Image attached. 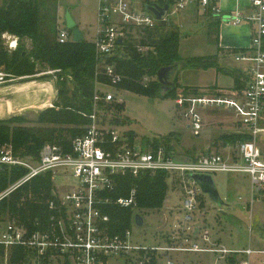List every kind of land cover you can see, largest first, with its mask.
Returning a JSON list of instances; mask_svg holds the SVG:
<instances>
[{
	"label": "built area",
	"instance_id": "1",
	"mask_svg": "<svg viewBox=\"0 0 264 264\" xmlns=\"http://www.w3.org/2000/svg\"><path fill=\"white\" fill-rule=\"evenodd\" d=\"M217 1L99 0L98 29L93 42L96 52L103 60L113 57L121 45L119 40H124L128 33L156 28L161 22L148 7L167 5L169 12L163 23H170L172 16L192 4L211 8L215 14L222 15ZM249 7V14L238 9L228 22L232 26L243 23L254 26L250 47L233 54L237 62L245 65V89L221 91L220 95L179 94L175 103L183 111L187 127L195 137L206 129L201 110L224 108L232 110L238 119L235 132L253 139L235 148H225V153L214 152L195 159L181 158L174 150L168 151L162 146L154 149L151 144L130 145L127 135H121L110 121L106 122L101 107V103L120 102L103 89L110 86L97 85L94 113L89 117L92 122L83 136L72 141L70 149L47 143L34 158L21 156L12 144L0 145V171L25 173L0 192V203L40 176L50 174L54 185L52 197L47 201L49 215L46 219H28L25 223L9 217L0 219V246L6 251L5 264L9 252L16 247L29 252V264H107L110 259H123L126 264H153L154 257L169 258L173 252L213 254L214 264H228L231 256H237L238 264H264V249L231 250L213 241L208 231L196 236L176 226L172 233L181 234L180 238L172 235L164 246H144L134 241L132 229L112 234L111 218L103 211L104 206L112 204L120 208L135 207L136 189L128 198L113 199L110 195L117 190V178L145 173L166 172L176 182L175 188L181 190L184 197L185 224L194 222L193 214L202 191L192 178L194 174H247L254 194H263L264 152L257 145L256 137L264 132L261 128L264 119V0H250ZM3 39L10 51L17 49L15 37L5 34ZM58 40L61 44L73 40L65 23L59 26ZM102 65L100 62L98 67ZM104 74L111 80L110 88L122 79L113 66L105 67ZM14 80L0 69V87ZM65 179H74L76 184L69 186L65 195H60L56 182Z\"/></svg>",
	"mask_w": 264,
	"mask_h": 264
},
{
	"label": "trees",
	"instance_id": "2",
	"mask_svg": "<svg viewBox=\"0 0 264 264\" xmlns=\"http://www.w3.org/2000/svg\"><path fill=\"white\" fill-rule=\"evenodd\" d=\"M59 8L60 0H1L0 68L14 78L34 76L41 72L40 69H49L55 71L54 76L57 78L58 94L53 107L40 112L34 126H28L27 118L20 115L0 120V145L12 144L21 156L37 158L47 143L70 149L72 141L86 133L92 122L89 117L94 113L97 85L111 87V80L104 74L107 66H113L122 78L114 88L153 98L176 99L179 94H221L217 86L206 91L199 88L182 89L178 87L177 78L172 90L162 96V85L157 74L162 68L177 64H182L183 68L215 69L233 79L232 90L245 89L247 78L244 73L222 68L217 55L182 60L179 55L182 35L176 24L171 22L160 23L151 30L138 29L128 33L116 55L105 60L98 56L94 43L86 39L81 42L70 40L61 44L58 40ZM207 12L216 19L211 8ZM214 25L219 29L218 22ZM5 34L18 40L16 50L5 49ZM141 48L144 50L141 51ZM100 62H103V65L99 68ZM44 77L52 78L51 75ZM101 107L104 112H114V123L125 121L123 116L122 120L119 118V112L124 111V104L101 103ZM127 136L129 144H135V133L128 132ZM176 139V135L172 133L160 139L147 140L146 143L151 144L154 149L162 146L171 151L174 150L172 143L180 141ZM252 139L247 134L226 133L216 138L214 145H218L219 149L235 148ZM24 174V171L20 170L0 171V192ZM175 186L176 182L172 181L166 172L117 178V190L110 197L128 198L132 190L136 189V206L120 208L112 204L103 207V211L111 218V233L121 234L131 230L134 217L141 211L162 209L169 188L174 189ZM53 189L50 174L33 179L0 203V219L9 217L23 223L28 219H46L49 215L47 201L51 199ZM28 256L29 252L25 249L13 248L8 254L7 264H29ZM5 257L6 251L0 246V264H5ZM228 264H238L237 256L229 257Z\"/></svg>",
	"mask_w": 264,
	"mask_h": 264
},
{
	"label": "rangeland",
	"instance_id": "3",
	"mask_svg": "<svg viewBox=\"0 0 264 264\" xmlns=\"http://www.w3.org/2000/svg\"><path fill=\"white\" fill-rule=\"evenodd\" d=\"M60 13V20H65L66 14L70 13L79 29L85 34L86 40L94 42L98 29L97 0H60ZM214 20L206 8L197 4H192L171 17V21L177 23L176 27L182 35L180 58L187 60L217 55L220 58L219 64L225 69L244 70L245 65L237 62L232 54L224 55L219 51L220 41L225 42V34L214 25ZM4 47L9 50L5 43ZM40 70L41 72L34 75L39 76L35 79L37 82L22 86L20 90H38L37 85L45 83L42 89L51 87L53 96L56 90L57 98V88L52 84V82L55 86L57 84L55 71ZM46 75H51L52 78H43ZM216 85L230 88L233 85V79L225 73L217 74L215 69L200 70L185 67L178 73V87L182 89L199 88L206 91ZM103 89L112 93L116 100L125 106L124 111L119 112L120 120L123 116L125 121L114 123L112 118L114 112H104L106 122L112 121V128L123 136L128 132H134L135 143L143 146L147 144V140L160 139L173 133L180 140L172 143L173 149L181 158L195 159L214 152L225 153V149H219L218 145H214L216 138L222 134L234 133L238 129V119L232 110L224 108L201 110L206 129L201 136L195 137L188 129V122L183 116V111L177 107L174 97L153 98L117 88L104 87ZM232 89L233 87L224 92H231ZM35 96H37L36 101L38 99L41 101L38 94ZM38 104H44V102H38L34 111L20 115L27 118L28 126H34L38 119L37 115L47 107H38ZM261 128L264 129V119L261 121ZM256 143L264 152V132L256 137ZM212 177L219 197L224 202L222 211L217 203L201 191L198 208L193 214L194 222L185 224L183 193L181 194V190L177 188L170 187L162 209L137 213L142 216L144 225L138 227L133 223L134 241L144 246H164L172 235L180 238L181 234L172 233L176 231L174 229L176 226L177 229L186 230L196 236L202 231H208L213 238L219 239L230 249H264V194H254L251 178L247 174L217 173ZM74 184H76L74 179L57 180L56 188L60 195H65L69 186ZM187 228L190 229L187 230ZM168 261L172 264H214L215 256L209 253L173 252L170 253L169 258L162 255L154 257L152 263L168 264ZM107 264L126 263L123 259H110Z\"/></svg>",
	"mask_w": 264,
	"mask_h": 264
},
{
	"label": "crops",
	"instance_id": "4",
	"mask_svg": "<svg viewBox=\"0 0 264 264\" xmlns=\"http://www.w3.org/2000/svg\"><path fill=\"white\" fill-rule=\"evenodd\" d=\"M97 1L99 5V0ZM249 5H250V0H218L217 7L220 9L222 15H220V13L217 15L212 11L213 16L216 18L215 22L219 23V30H222V33L225 34V42L222 41L221 43L220 41V45H219L220 46L219 51L222 52L224 55H231V54L233 55L235 51H243L250 47L252 41L253 28H254L252 24L243 23L240 24L239 26H232L228 22H223L221 20L222 17L230 16L234 14L238 9L244 11L245 14H249L250 12ZM206 11H208V9H206ZM59 16L61 18V13ZM62 20H60V24L61 23L66 24L65 20L63 21ZM171 23L177 24L176 22L173 21H171ZM84 39H86L85 34H84ZM0 69L3 70V68ZM237 72L243 73L244 70H237ZM38 77L39 76H27L24 78H15L16 80H14V82H10L8 85L0 87V119L5 120L14 116H19L23 113L34 111L33 109H35L37 103L44 101V98L42 97H40L41 101L40 99L36 101L37 96H35L34 91L27 90L26 92L22 93L23 90H20L21 89L20 87L22 86H26L28 84L37 82V80L35 79H37ZM23 80L26 81L22 82ZM52 84L56 88L53 82ZM216 86L220 91H227L234 86V81H233V85L230 88L220 87L219 85ZM39 96L41 95L39 94ZM55 98H56V94L54 99H52L51 102L52 105L54 104ZM48 108H51V106L46 107V109ZM212 239L213 241L223 245V243L219 239H216L215 237L214 238L212 237ZM169 241L167 240V243ZM231 250H235V249H231Z\"/></svg>",
	"mask_w": 264,
	"mask_h": 264
},
{
	"label": "water",
	"instance_id": "5",
	"mask_svg": "<svg viewBox=\"0 0 264 264\" xmlns=\"http://www.w3.org/2000/svg\"><path fill=\"white\" fill-rule=\"evenodd\" d=\"M148 9L155 14L158 21L163 23L168 16L169 8L166 5L161 8L159 6H151ZM224 22H229L230 16H225ZM66 27L73 34L74 42H81L84 40V33L78 28L77 23L74 21L70 13L66 14L65 17ZM122 39L119 40V44H122ZM183 68L182 64H177L171 67H165L159 70L157 74L158 81L162 85L161 95H167L172 88L175 86V81L178 78L179 71ZM192 178L196 181V183L200 186L202 192L207 194L212 201L217 203L220 208L224 206V202L220 199L217 187L215 185L214 179L212 175L208 174H194ZM135 223L138 227H142L144 225V220L140 214H136Z\"/></svg>",
	"mask_w": 264,
	"mask_h": 264
},
{
	"label": "bare ground",
	"instance_id": "6",
	"mask_svg": "<svg viewBox=\"0 0 264 264\" xmlns=\"http://www.w3.org/2000/svg\"><path fill=\"white\" fill-rule=\"evenodd\" d=\"M45 85H46L45 83L38 84L37 85L38 90L37 89L34 90V92H36L35 94H38V96L40 94L41 96H39V97L44 98V101H43L44 104H40V105L38 104L39 105L38 107L52 106V105H50V103H51V100H52L53 91H52V89H50L51 87H46L47 89L46 88L42 89V86H45ZM26 91H27V89L23 90L22 93L26 92ZM55 94H56V90H55ZM55 94H54V96H55ZM54 96H53V99H54Z\"/></svg>",
	"mask_w": 264,
	"mask_h": 264
}]
</instances>
